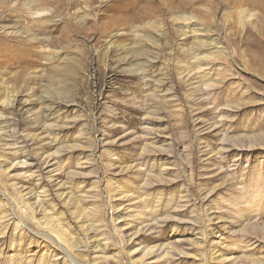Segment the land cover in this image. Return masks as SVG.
<instances>
[{
	"label": "rangeland",
	"instance_id": "374dc122",
	"mask_svg": "<svg viewBox=\"0 0 264 264\" xmlns=\"http://www.w3.org/2000/svg\"><path fill=\"white\" fill-rule=\"evenodd\" d=\"M197 1L60 0L33 47L0 14V264H264L258 39Z\"/></svg>",
	"mask_w": 264,
	"mask_h": 264
},
{
	"label": "bare ground",
	"instance_id": "6f19581e",
	"mask_svg": "<svg viewBox=\"0 0 264 264\" xmlns=\"http://www.w3.org/2000/svg\"><path fill=\"white\" fill-rule=\"evenodd\" d=\"M59 1L60 0H0V14L2 15L1 17L4 21H8L7 18H9L11 21L17 18L18 21H16L15 23L16 35L18 34L19 37L26 38L29 42L28 45L30 47H33L35 43L39 42V38L37 37V35L31 32L25 25L26 24L29 25L30 23H34L33 25H41L42 23L47 27V29L45 28V31L46 33H48L49 32L48 29L50 28L48 26L50 24V20L52 19V14H50L52 10L49 8L53 4L58 3ZM178 1L180 2L181 7L184 8L187 5H189V3L195 0H192L191 2H188L187 0H178ZM204 1L206 0H198L197 2H204ZM112 2H114L115 5L114 6L112 5L111 7L107 6L105 8V11L107 12L112 10L116 14L122 13L124 14L123 18H126L127 20L131 18L130 19L131 21H126L125 23H121L122 25L119 23L115 24L116 28L121 27L126 29L131 28L135 22L137 23L138 21L142 22L147 17H153L155 13L153 9L156 6H162L161 5L162 0H112ZM233 3L236 5V7H238V11L240 14V21L235 25L241 26L242 23L243 24L245 23L247 24L246 26L250 25L252 29L255 30V31H251V33H254L255 37L258 39L257 46L259 49L258 54L260 58L258 61L261 64V66H264V0H233ZM70 5L73 6V4ZM61 8H62V4H59L58 7H56L55 9L56 11H58ZM6 11L11 13H18V14L5 15ZM111 18H112L111 22L114 23L116 21L113 20V18H116L115 15L114 17ZM117 18L120 19L121 17H117ZM173 20L175 22H184L187 23L188 25H193L194 27H196L195 24H192L193 21L196 20L195 16H193L192 14H185L184 12L178 13L175 14ZM253 20H257L258 25L252 24L251 21ZM153 24H155V22L152 23V25ZM107 31L108 30L105 29V33H107ZM137 34L140 33L137 32ZM142 36L149 41L151 40V37H149L148 35L147 36L142 35ZM111 45L114 46V42H112ZM198 49H201V47ZM197 66L198 67L200 66L199 63H197ZM6 101L8 103L11 102L10 98H7ZM60 236L62 235L60 234ZM60 236L59 239L61 240ZM41 237L48 240L51 239L50 236L46 234L45 235L43 234V236ZM53 241L56 242V240L54 239ZM62 243L64 242L62 241ZM59 247L63 251V253L65 252V255H67L69 261H71L72 264H79L77 260H74L75 258L73 259L72 257H70V255L68 254L70 248L65 243L63 245H60Z\"/></svg>",
	"mask_w": 264,
	"mask_h": 264
}]
</instances>
